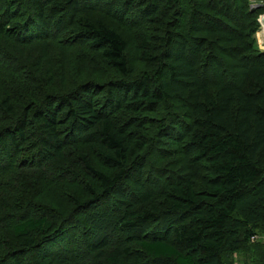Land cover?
<instances>
[{"label":"trees","instance_id":"16d2710c","mask_svg":"<svg viewBox=\"0 0 264 264\" xmlns=\"http://www.w3.org/2000/svg\"><path fill=\"white\" fill-rule=\"evenodd\" d=\"M263 9L0 0V264H264Z\"/></svg>","mask_w":264,"mask_h":264},{"label":"rangeland","instance_id":"374dc122","mask_svg":"<svg viewBox=\"0 0 264 264\" xmlns=\"http://www.w3.org/2000/svg\"><path fill=\"white\" fill-rule=\"evenodd\" d=\"M258 38H259V34L256 33L255 39L257 40L259 46L263 50V45L259 43ZM251 242L254 244L264 243V232L258 231L257 234L251 238ZM231 257H232L233 264H248L249 263L247 256H245L243 253L233 254Z\"/></svg>","mask_w":264,"mask_h":264},{"label":"built area","instance_id":"2783aa9c","mask_svg":"<svg viewBox=\"0 0 264 264\" xmlns=\"http://www.w3.org/2000/svg\"><path fill=\"white\" fill-rule=\"evenodd\" d=\"M254 1L256 2L259 1V3L261 4L264 3V0H254ZM257 21H258V31L256 33L259 34L258 40H259V43L263 45V49H264V12L259 14Z\"/></svg>","mask_w":264,"mask_h":264},{"label":"water","instance_id":"95a60500","mask_svg":"<svg viewBox=\"0 0 264 264\" xmlns=\"http://www.w3.org/2000/svg\"><path fill=\"white\" fill-rule=\"evenodd\" d=\"M254 7L252 6L251 9H253Z\"/></svg>","mask_w":264,"mask_h":264}]
</instances>
